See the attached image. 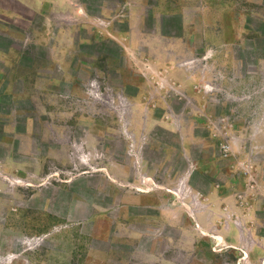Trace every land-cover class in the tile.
I'll use <instances>...</instances> for the list:
<instances>
[{"label": "rangeland", "instance_id": "1", "mask_svg": "<svg viewBox=\"0 0 264 264\" xmlns=\"http://www.w3.org/2000/svg\"><path fill=\"white\" fill-rule=\"evenodd\" d=\"M0 264H264V0H0Z\"/></svg>", "mask_w": 264, "mask_h": 264}]
</instances>
